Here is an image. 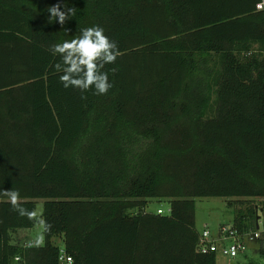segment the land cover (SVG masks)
I'll use <instances>...</instances> for the list:
<instances>
[{"label": "trees", "instance_id": "obj_1", "mask_svg": "<svg viewBox=\"0 0 264 264\" xmlns=\"http://www.w3.org/2000/svg\"><path fill=\"white\" fill-rule=\"evenodd\" d=\"M56 3L77 8L63 27L48 23ZM263 3L0 0V189L18 190L29 210L43 201L51 225L43 245L25 247L36 223L0 199V264H60L61 248L73 264H217L198 251V198L238 199L232 226L254 228L264 214ZM94 25L121 55L103 69L109 92L81 99L60 83L51 48ZM151 199L171 214L146 212Z\"/></svg>", "mask_w": 264, "mask_h": 264}, {"label": "clouds", "instance_id": "obj_2", "mask_svg": "<svg viewBox=\"0 0 264 264\" xmlns=\"http://www.w3.org/2000/svg\"><path fill=\"white\" fill-rule=\"evenodd\" d=\"M63 7V10H61ZM50 14L48 23L58 22L62 27L75 17L77 8L69 7L65 3H56L46 9ZM68 32V29H64ZM51 51L59 55V62L55 63V72L59 74V81L64 88H74L81 92V99H87L83 93L93 91L95 95H106L113 87L108 73L103 71L105 65L114 64L121 55L118 43L105 34L100 25L80 29L79 35L71 40H64L52 46ZM12 205L14 211L21 217L39 223L47 232L51 225L38 216L35 210L21 206V197L18 190L0 189V199ZM43 243V236L28 240V247H39Z\"/></svg>", "mask_w": 264, "mask_h": 264}, {"label": "built area", "instance_id": "obj_3", "mask_svg": "<svg viewBox=\"0 0 264 264\" xmlns=\"http://www.w3.org/2000/svg\"><path fill=\"white\" fill-rule=\"evenodd\" d=\"M258 9L264 10V3L258 5ZM171 214V208L169 210ZM163 215L164 211L159 209L157 212ZM264 214H260L255 222L254 228L239 230L232 225L221 226L217 233L211 232L209 229L203 230L200 234L198 242V251L201 254L216 253L228 260L231 264L243 256L246 261L250 252L259 256L264 264ZM27 246V242L26 245ZM263 249V250H262ZM20 261V258H16ZM60 264H73L72 258L66 253L64 248L60 249Z\"/></svg>", "mask_w": 264, "mask_h": 264}, {"label": "rangeland", "instance_id": "obj_4", "mask_svg": "<svg viewBox=\"0 0 264 264\" xmlns=\"http://www.w3.org/2000/svg\"><path fill=\"white\" fill-rule=\"evenodd\" d=\"M196 201V228L202 233L203 230L209 229L213 233H217L222 225H232L234 222L235 211L241 208L238 199L232 198H198ZM259 200H257V203ZM170 202L168 200L151 199L148 201L145 211L149 213L157 214L158 210L164 211L163 215H170ZM38 216H42L43 213V201L38 202L37 206ZM22 235H25L24 233ZM28 240H34L44 234L43 226L36 223L35 227L26 231ZM24 239V238H23ZM54 243L58 246L61 245L59 238H55ZM43 243L41 245H43ZM247 259L262 264V260L259 256L250 252ZM246 259L241 256L233 264H244ZM217 264H230L225 258L218 256ZM232 264V262H231Z\"/></svg>", "mask_w": 264, "mask_h": 264}, {"label": "crops", "instance_id": "obj_5", "mask_svg": "<svg viewBox=\"0 0 264 264\" xmlns=\"http://www.w3.org/2000/svg\"><path fill=\"white\" fill-rule=\"evenodd\" d=\"M233 264V263H232Z\"/></svg>", "mask_w": 264, "mask_h": 264}]
</instances>
